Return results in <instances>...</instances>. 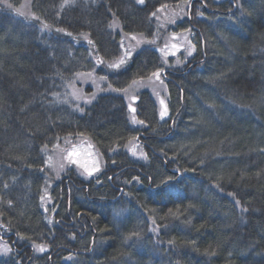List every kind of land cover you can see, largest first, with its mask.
Masks as SVG:
<instances>
[{"label":"trees","instance_id":"1","mask_svg":"<svg viewBox=\"0 0 264 264\" xmlns=\"http://www.w3.org/2000/svg\"><path fill=\"white\" fill-rule=\"evenodd\" d=\"M180 31L193 55L133 88ZM82 143L91 176L59 157ZM4 244L0 264H264V0H0Z\"/></svg>","mask_w":264,"mask_h":264},{"label":"snow or ice","instance_id":"2","mask_svg":"<svg viewBox=\"0 0 264 264\" xmlns=\"http://www.w3.org/2000/svg\"><path fill=\"white\" fill-rule=\"evenodd\" d=\"M138 3L140 4H143L144 3V0H137ZM8 7H11V5H7ZM240 5L239 3L236 4V7L238 8ZM17 12H19L20 10L17 9L16 10ZM21 15H23V13L21 12L20 13ZM152 15H156V13H153ZM177 15V14H173V17ZM202 15V13H201ZM169 23H175V19L174 18H169L168 20ZM45 27H47V25H45ZM190 32V30H189ZM189 32H185L182 36V41H181V44H180V47H183L184 46V42H187V47L185 48V52H186V58L187 57H191L193 55V53L195 52L196 50V46L194 44L191 43V41L188 40V35H189ZM69 35H71L69 33ZM173 38L176 37V33H173ZM86 38V37H85ZM133 39H135V37H133ZM146 43L148 44H152L154 45L156 43V40L153 39L151 41H146ZM89 44H91V41H89ZM140 44H141V41L140 40H137L136 42V45L135 47H130L128 49H126L123 53V55L120 57V59L114 63H110V64H107V68L110 69V70H118V69H124L126 70V65L127 66H130L129 62L134 59V53L136 54H139L137 52V49L140 48ZM123 47V45H122ZM178 50V46L176 44H172L171 45V48L168 47V45H165L164 48L162 49H158V51H160L161 53V56H162V63L164 66L162 67H158L156 69V71H153L150 73V75L147 77V79H141V80H134L132 82V87L133 88H140V87H143L145 85H154L156 81H159L160 84H163L164 83V80L162 79V77H166V72H165V66L166 67H171V65L168 64V60H167V56L168 55H176V51ZM176 65H180L182 63V61H180L179 59L176 60ZM79 76L81 78H86V77H90L91 74H79ZM72 87V97L75 99V100H80V99H85V103H90L91 100L90 99H87L83 96V93L79 90V89H76L74 86H71ZM111 88V86H109ZM116 91H121L120 89H114ZM125 92V94H127V92L129 91L128 89H125L123 90ZM136 97L134 96L133 97V100H135ZM160 104L161 105H164V101L161 100L160 101ZM129 109L133 112H135V109L132 107L131 104L128 105ZM79 111H83L82 108L78 109ZM160 117L161 118H164V117H167L169 115L168 113V110H167V107H164L160 113H159ZM132 123L133 124H140V125H143L144 124V121H140V120H136V118L133 116L132 118ZM60 151H65L64 149H61ZM133 154L135 155V150L133 149ZM75 155V149L73 148V150H70V151H67V156L63 158V160L67 161V163L70 165V164H79L80 162L78 160H74L73 159V156ZM140 156L146 158L145 154L143 152L139 153ZM51 161H52V158L49 157L48 160L46 161V163L48 164H51ZM54 167L56 168L57 170V175H59V173L64 169L65 167V164L64 162H62L61 160H58L56 165H54ZM100 169V165H96L94 167H91V168H85V172L87 173L88 176H91L93 175L94 173L98 172ZM43 171V169H42ZM172 180L171 177L167 178L165 181H162L161 183L166 185L168 183H170ZM41 199L43 200V197H41ZM239 203V202H237ZM153 224H155V220L152 221ZM156 229H152V231H155ZM22 238V237H21ZM34 248L36 251H39V252H43L46 248V246H42V247H37L34 245ZM12 252V249L9 248L6 244L4 245H0V253H3L4 255H8L9 253ZM18 254V253H17ZM16 264H21V262H16Z\"/></svg>","mask_w":264,"mask_h":264},{"label":"rangeland","instance_id":"3","mask_svg":"<svg viewBox=\"0 0 264 264\" xmlns=\"http://www.w3.org/2000/svg\"><path fill=\"white\" fill-rule=\"evenodd\" d=\"M185 32H187V31L176 32L175 38H169L168 37L165 39V41H167L166 45H168L169 48H171L172 44H176L178 46V50L176 51V54L181 52V53H183V57L186 56L185 48L188 46L187 42H184V46L180 47V44L182 41V36ZM188 40L191 41L190 35H188ZM86 79H88V78L86 77ZM161 100H163V99L161 98L160 101ZM164 107H165V102H164V105L160 104V111ZM73 148L75 149V155L73 156V159L78 160L80 162L79 164H76V165H78L79 167H81L84 170H85V168H91V167H94L97 165V156L94 153V150L91 148V146H89L85 143L70 145L67 148V150L64 152V154H62L59 157H62V158L66 157L67 151L73 150ZM61 152H63V151H61ZM135 152L140 153L136 148H135Z\"/></svg>","mask_w":264,"mask_h":264}]
</instances>
